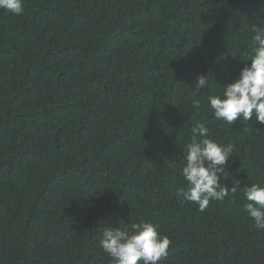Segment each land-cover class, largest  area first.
<instances>
[{
  "label": "trees",
  "instance_id": "obj_1",
  "mask_svg": "<svg viewBox=\"0 0 264 264\" xmlns=\"http://www.w3.org/2000/svg\"><path fill=\"white\" fill-rule=\"evenodd\" d=\"M23 8L0 9V264H110L104 229L139 219L172 241L159 264H264L242 194L204 211L176 195L198 122L235 145L221 183L264 185V124L228 125L207 99L250 63L264 0Z\"/></svg>",
  "mask_w": 264,
  "mask_h": 264
},
{
  "label": "clouds",
  "instance_id": "obj_2",
  "mask_svg": "<svg viewBox=\"0 0 264 264\" xmlns=\"http://www.w3.org/2000/svg\"><path fill=\"white\" fill-rule=\"evenodd\" d=\"M23 4L24 0H0V9L21 15ZM253 33L247 58L250 63L222 86L220 94L207 98L214 117L228 125L241 119L249 122L253 117L264 124V27H254ZM194 81L195 97L209 81L207 74L198 75ZM201 107V100L194 98L192 108L199 111ZM191 134L180 170L186 186L176 189L177 198L183 197L204 211L211 201L222 202L229 196L235 199L240 193L243 196L241 211L247 212L257 230H264V185L248 183L241 187V181L236 179L231 187L221 183L235 145L212 139L209 128L201 122L192 126ZM171 243L150 220L139 219L127 224L121 221L118 227L104 229L99 246L111 258L110 264H159L167 257Z\"/></svg>",
  "mask_w": 264,
  "mask_h": 264
}]
</instances>
